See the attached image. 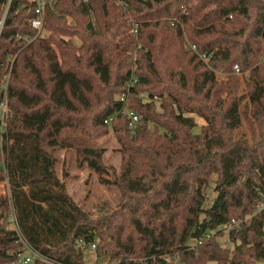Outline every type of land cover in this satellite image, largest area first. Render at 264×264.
Segmentation results:
<instances>
[{
	"label": "trees",
	"instance_id": "1",
	"mask_svg": "<svg viewBox=\"0 0 264 264\" xmlns=\"http://www.w3.org/2000/svg\"><path fill=\"white\" fill-rule=\"evenodd\" d=\"M50 1L37 36L34 3L0 0V99L6 83L10 108L0 264L21 249L7 214L44 257L37 264H85L82 243L113 264H264V0ZM246 98L253 142L236 138ZM110 130L118 169L98 143ZM61 150L119 190L117 209L92 216L73 200ZM231 225L233 250L211 232Z\"/></svg>",
	"mask_w": 264,
	"mask_h": 264
},
{
	"label": "rangeland",
	"instance_id": "2",
	"mask_svg": "<svg viewBox=\"0 0 264 264\" xmlns=\"http://www.w3.org/2000/svg\"><path fill=\"white\" fill-rule=\"evenodd\" d=\"M131 22V21H130ZM136 35V25L132 24V27L128 31V36ZM132 36V37H133ZM141 46H139L140 48ZM216 76L220 80H226L225 74L223 72L215 71ZM241 77V76H240ZM240 92L244 93L245 88V78L244 76L240 79ZM248 103V99L244 100L242 106V115H243V127L236 131V138H244L250 142H253V127L250 126V108L245 106ZM198 128L194 131L199 132V127L204 124V121L200 118H197ZM98 143L102 144L106 150L104 154V163L108 166H112L115 169H118L121 164V155L118 151L119 144L113 134V131L110 130L106 135L101 136L98 139ZM59 164L57 166L58 174L61 177L64 172H67V178L65 180L66 187L68 193L71 195L73 200L77 202L85 211L91 213L92 216H97L99 212L103 209L108 211H113L117 209L120 202V192L116 187L106 186L99 182L98 176L91 172L88 168H79L76 163V153L74 150H61L58 153ZM1 160V158H0ZM216 181L217 176L213 175L211 181L203 188V193L206 197V202L204 204V208H209L215 198L217 197L216 192ZM9 194V186L7 182H3L0 184V195H8ZM259 210V209H258ZM203 218V217H202ZM7 228L14 229L13 224V214H7ZM231 227H219L218 229L211 231L212 234L220 231L222 235L218 237V241L223 248H228L233 250L235 245L239 242L235 243L230 238L229 232L231 231ZM196 243L195 240L189 241L190 245H194ZM84 251V260L85 264H94L95 259L94 255L89 254ZM98 256V264H113L110 261L108 256H99L98 252L96 253ZM49 264V263H48Z\"/></svg>",
	"mask_w": 264,
	"mask_h": 264
},
{
	"label": "built area",
	"instance_id": "3",
	"mask_svg": "<svg viewBox=\"0 0 264 264\" xmlns=\"http://www.w3.org/2000/svg\"><path fill=\"white\" fill-rule=\"evenodd\" d=\"M30 3H34L36 5V17L32 20L31 26L37 31V36H44L45 35V29H44V16L46 12V7L48 4H50V0H26ZM4 24V17L3 19L0 20V29L2 28ZM234 72L236 74H239L241 77L243 76L242 72L240 71L239 66L234 67ZM136 83V80H133L127 84V87L133 86V84ZM2 90H3V97L0 99V158H1V163L3 162L4 159V154H5V149L4 146L5 144H9L10 141L8 142L7 140V120L10 116V108H9V103H8V98L6 94L7 90V84L3 83L2 84ZM127 94H124L121 96V101L126 102L127 101ZM142 98H148L147 94H141ZM127 114L131 118V126H135L136 123L139 120L138 115L131 110H127ZM111 121V119L106 120L105 123L108 124ZM259 209V208H258ZM13 224H14V229L18 232L19 237H20V244H21V249L17 253V258L16 260L12 262H8L6 264H37V260L43 259L38 252L34 251L33 248L28 244V242L24 239L22 236L21 232L18 229V226L16 224L15 217L13 216ZM234 225H237V222H233ZM231 229H233L232 225L230 226ZM81 247L85 252L94 255L95 262L94 264L97 263L98 256L96 255V244H92L89 246H86V244L82 243ZM44 260V259H43ZM46 264H55L52 263L51 261H48L45 259Z\"/></svg>",
	"mask_w": 264,
	"mask_h": 264
}]
</instances>
